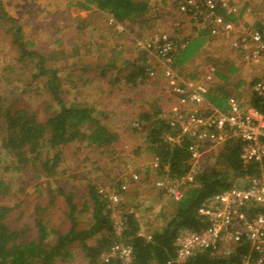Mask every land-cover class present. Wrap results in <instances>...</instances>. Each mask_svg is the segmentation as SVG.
Returning <instances> with one entry per match:
<instances>
[{"label": "trees", "instance_id": "obj_1", "mask_svg": "<svg viewBox=\"0 0 264 264\" xmlns=\"http://www.w3.org/2000/svg\"><path fill=\"white\" fill-rule=\"evenodd\" d=\"M152 1L77 0L75 5L94 13L106 14L112 18L114 24L131 23L150 29L154 21L163 16L161 12H153ZM158 1L162 6L172 7L173 11L179 14L178 25H171L170 27L175 29L168 28V34L177 43V50L172 55V67L181 74L180 71L202 52L211 38L210 32L207 28L199 26L195 20L189 19L188 22L195 25L193 33L182 36L185 18L188 17L178 11L177 1ZM249 5L250 3L246 2L238 16L226 15V19L238 22ZM0 26L5 29L11 45L16 48V61L19 63L17 67H4L0 79V264H64L73 259L70 246L75 242L82 246L84 258L89 264L242 263L250 250L249 243L244 239L235 245L229 255L222 252V245H218L217 249L200 250L179 263L176 261L175 252V240L184 230L200 231L208 225V220L198 214V208L202 203L211 201L218 192L225 189L247 185L250 178L259 175L258 163L242 162L240 158L242 142L239 139H228L218 151H212L214 148L202 156L205 160L202 164V160L197 163L193 180L183 184L181 198L176 199L170 195L172 211L162 209L159 214H154V217L164 219L161 225L143 233L135 212L130 211L122 216L123 229L120 231L114 225L113 208L106 193L114 190L122 194L123 180L113 188L101 186L102 184L100 187L95 183L88 184L87 199L81 207L74 200L72 192L66 193L61 187L51 188L50 179L58 175L65 153L75 145L83 144L89 149L108 150L119 140V136L99 117L103 111L98 113L95 107L87 102L81 103L66 98L59 68L52 66L59 61L61 54L68 55L62 50L64 40L60 37L56 39L59 46L57 49L48 51L40 49L37 43L26 38L23 24L16 17L9 15L2 0ZM254 26L264 29V24L259 22L254 23ZM136 51L143 55L149 53L141 49ZM146 61L147 59L144 60ZM70 65L74 67L76 63L71 62ZM115 65V63L102 65V76L105 75L104 71L114 69ZM135 65L137 69L127 74L131 76L129 84L134 88L140 83L137 80L139 76L143 75V79L151 77L146 71L148 66L144 67L138 63ZM214 67L215 77L222 82L210 87L205 96L212 105L225 110L228 98L233 96L229 92L228 84L231 75L236 73L238 68L229 60L215 64ZM88 70L87 67L83 68V72ZM24 75L29 77L25 78ZM14 84L15 88L23 87L20 88L22 94H15L14 87L10 92H2L8 89H1L2 86L9 87ZM240 86L241 83H238L235 88ZM28 91L38 93L39 97L45 96L43 104L47 115L44 119L40 118L39 109L33 108L31 103L24 102L23 98L26 96L23 95ZM250 104L260 109L264 108V101L256 94H252ZM160 112H162L160 106L143 108L138 113L139 118L132 124L134 130L144 134L145 152L151 158H159L161 164L160 168L148 166L149 169L143 175L144 178H141L142 181L150 180L153 176L162 178V165H168L169 175L176 178L186 175L193 165L188 146L196 139L184 137L180 143L171 144L165 135H176V130L168 120L158 118ZM33 170L35 174L31 176L30 172ZM65 171L62 170V173ZM135 173L139 172L135 170ZM43 177L48 179L50 187L47 205H35L34 211L23 221L27 206L24 199L16 202L17 197L22 195L20 193L32 180ZM128 179L132 180L130 176ZM13 187L17 189L16 192L13 191ZM159 191L161 195L165 194L162 189ZM58 196H63L67 205L65 214L70 226L65 231L53 227L49 220L48 209L54 205ZM9 200L15 201L8 203ZM258 210L256 206L243 207V211L249 217H253ZM86 211L90 212L91 219L85 226H80L79 214ZM18 221L22 224L17 225ZM91 239L94 240L93 244L89 243ZM117 245L132 247L133 258L130 262L119 256L106 255Z\"/></svg>", "mask_w": 264, "mask_h": 264}, {"label": "rangeland", "instance_id": "obj_2", "mask_svg": "<svg viewBox=\"0 0 264 264\" xmlns=\"http://www.w3.org/2000/svg\"><path fill=\"white\" fill-rule=\"evenodd\" d=\"M2 1L9 15L16 17L23 24L26 38L37 43L40 49L47 51L57 49L59 46L56 39L60 37L64 40L62 50H65V54L68 55L61 54L59 61L52 66L59 68L66 98L81 103L87 102L94 106L98 113L103 111L104 113H100L99 117L104 119L109 129L119 136V140L108 150L106 148V150L89 149L83 144L71 148L68 153H65V159L61 163V169L66 171L62 173L60 169L58 175L50 179L51 188L61 187L66 193L72 192L74 200L81 207L87 199L88 184L95 183L99 187L102 184L101 186L113 188L123 180L122 185L126 184V188L121 190L125 194L122 192V200L117 209L112 212L113 221L121 218L124 213L133 211L139 220L141 232L147 233L161 225L164 219L154 217V214H159L162 209L172 211L171 196L159 193V189L155 186L157 176L150 177L149 181L141 180L149 169L147 164L151 157L143 150L144 134L134 130L132 124L139 118L138 113L143 108L160 106L161 110H167L177 102L178 98L174 95L171 81L164 76L163 68L155 54L143 55L137 52L135 43L138 39H149L160 32L168 33V28L174 30L175 28L170 26L178 25L179 14L173 11L172 7L162 6L158 0H153L151 4L153 12H161L163 16L156 19L150 29H144L131 23L114 24L112 18L106 14L79 8L75 5L77 0ZM233 1L239 8H242L246 2L250 3L242 19L246 24L254 25L257 22L264 24V0ZM185 19L182 36L192 34L195 28V25L188 22L190 18ZM232 56L230 46L221 38H210L202 52L194 57L193 62L182 71L179 69L181 74L177 72L184 79L191 78L190 76H194L191 79H196L211 72V69L214 70L215 64L229 60L238 68L237 72L231 75L228 84L229 92L246 105L249 104L246 100L248 94L253 93L252 82L264 78L262 76L264 68L263 73L256 76L253 64L245 65L240 61L241 58L235 60ZM16 58L17 50L11 45L5 29L0 26V79L4 67L19 66ZM145 59H147L146 62H144ZM71 62L76 65L73 67L70 65ZM108 63L116 65L114 69L104 71L105 75L102 76L101 66ZM137 63L144 67H152L155 74L144 79L143 75H141L142 78L139 76L137 80L140 83L134 88L129 84L131 76L127 74L137 69L135 65ZM84 67L91 70L83 72ZM24 77L28 78L29 75ZM218 82L222 81L215 77L210 84L211 88ZM238 83H241V86L235 88ZM12 87L16 90L15 94H22L20 88L23 87L15 88V84L9 87L2 86L1 89L8 88L2 91L7 93ZM28 92L23 95V97L26 96L23 98L24 102L31 103L33 108L39 109L40 118L44 119L47 115L43 104L45 96L39 97L38 93ZM218 149L219 147H216L211 150L216 152ZM201 160L202 164L205 158ZM128 164H131L134 171L140 173H138L140 175L138 181L128 179L126 168ZM34 172V170L30 172L31 176L35 174ZM47 181L48 179L44 177L32 180L20 193L22 195L17 197L16 202L24 199L27 206L23 221L27 220L34 211L35 205H47L50 189ZM13 191L16 192L17 189L13 187ZM13 201L15 200H9L8 203ZM54 202V205L48 209L50 224L65 231L70 226L65 214L66 201L63 196H58ZM90 219L91 214L88 211L79 214V225L85 226ZM16 224L21 225L22 222L18 221ZM89 243L93 244L94 240H89ZM70 250L73 259L64 264H89L78 242L73 243Z\"/></svg>", "mask_w": 264, "mask_h": 264}, {"label": "built area", "instance_id": "obj_3", "mask_svg": "<svg viewBox=\"0 0 264 264\" xmlns=\"http://www.w3.org/2000/svg\"><path fill=\"white\" fill-rule=\"evenodd\" d=\"M175 1L180 13L195 20L202 28H207L211 38H221L232 50L241 54L244 62H264V29L246 24L242 19L247 12L238 22L227 20L226 15L238 16L242 9L233 0ZM135 48L155 54L178 98L170 108L158 114V118L168 120L176 130V135L165 137L171 144L180 143L184 137L196 139L188 146L193 162L188 173L180 178L172 177L169 166L162 165L163 176L155 181L158 189L176 199L181 198L182 186L193 180L196 165L202 156L231 138L242 142L240 158L244 164H259V175L250 178L247 185L225 189L211 201L201 204L198 214L208 220V225L200 231L186 229L176 238V261L182 263L198 251L217 249L218 245H222V252L229 255L235 245L244 239L249 243L250 250L241 264H264V108L245 105L235 96L228 98L225 110L212 105L205 94L215 78L214 70L196 79L182 78L172 67V55L177 50V43L167 32L154 34L149 39H138ZM146 71L149 76L155 74L150 66ZM252 92L264 101V79L252 82ZM147 166L160 168L159 158H151ZM126 168L127 176L132 180L139 178L131 164ZM125 188L126 184L122 185L121 189ZM106 194L113 211L116 210L122 195L114 190ZM250 206L259 208L253 217L243 211V207ZM114 225L121 231L122 217ZM106 255L119 256L130 262L133 250L130 245H117Z\"/></svg>", "mask_w": 264, "mask_h": 264}, {"label": "crops", "instance_id": "obj_4", "mask_svg": "<svg viewBox=\"0 0 264 264\" xmlns=\"http://www.w3.org/2000/svg\"><path fill=\"white\" fill-rule=\"evenodd\" d=\"M231 49V48H230ZM135 50H136V48H135ZM231 52L233 53V58L236 60V59H239L240 60V58H241V62H243L245 65H247L248 63H246V62H244L243 60H242V56H241V54H239L238 52H236V51H234V50H232L231 49ZM149 54V53H148ZM151 54V53H150ZM251 65V64H250ZM253 67H254V69H253V71H254V73H255V75L256 76H258V75H261L262 73H263V68H264V62H259L258 64H253ZM262 76H264V74L262 75ZM234 96V95H233ZM236 97V96H235ZM239 97V96H238ZM251 97H252V94H248V97L246 98V100H247V102L250 104V99H251ZM171 104V103H170ZM143 150L145 151V149L143 148Z\"/></svg>", "mask_w": 264, "mask_h": 264}]
</instances>
